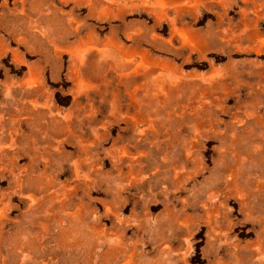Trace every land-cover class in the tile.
I'll return each mask as SVG.
<instances>
[{"label": "rangeland", "instance_id": "1", "mask_svg": "<svg viewBox=\"0 0 264 264\" xmlns=\"http://www.w3.org/2000/svg\"><path fill=\"white\" fill-rule=\"evenodd\" d=\"M0 264H264V0H0Z\"/></svg>", "mask_w": 264, "mask_h": 264}]
</instances>
